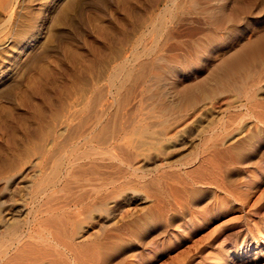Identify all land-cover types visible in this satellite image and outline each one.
I'll return each instance as SVG.
<instances>
[{"label": "rangeland", "instance_id": "rangeland-1", "mask_svg": "<svg viewBox=\"0 0 264 264\" xmlns=\"http://www.w3.org/2000/svg\"><path fill=\"white\" fill-rule=\"evenodd\" d=\"M219 3L246 12L218 30L206 17L213 0H0V243L12 225L32 247L31 259L38 256L32 264H59V257L60 264H83L70 247L94 243V264H264V46L231 87L184 107L175 95L264 35L263 0ZM158 20L164 29L155 34ZM124 61L149 65L124 109L126 131L140 128L145 153L121 157L123 133L108 153L96 147L99 154L84 162L94 158L100 171L71 181V196L56 191L62 208L48 212L51 162L43 155L51 131L58 134L96 89L102 105L111 104L106 77ZM247 142L248 157L232 152ZM117 186L124 196L107 204L115 207L91 213L69 240L47 223L73 219L82 208L76 196Z\"/></svg>", "mask_w": 264, "mask_h": 264}, {"label": "bare ground", "instance_id": "bare-ground-1", "mask_svg": "<svg viewBox=\"0 0 264 264\" xmlns=\"http://www.w3.org/2000/svg\"><path fill=\"white\" fill-rule=\"evenodd\" d=\"M213 2H214V4H212L208 8V10L206 11V17L208 18L211 25H213V27L217 28L218 30L223 29L224 28L223 26H225V25H230V24L233 25V23L236 21L237 13L243 14L246 12L244 7H241V6L235 8V10L228 11L227 5L219 3V0H213ZM168 9H170V8H168ZM176 9H177V7H176ZM167 11H169V10H167ZM162 12L165 14L164 10L161 11V13ZM204 12H205V10H204ZM155 16L154 17L152 16V17L155 18ZM161 19H162V17H161ZM164 20H166V19L163 18V21ZM152 21H154V20H152ZM160 21L161 20H158L157 23L153 22L154 24H152V25H154V26L152 28H154V29H152L151 26L149 25L150 22L149 23L147 22L148 26H150L152 31L154 30L153 32L155 34H156V32L159 33L161 27H163L162 22H160ZM145 24H146V22H145ZM164 26H165V24H164ZM220 27H223V28H220ZM162 29H164V27ZM144 34L140 35L139 40L142 37H144ZM147 41H148V39H147ZM150 42H151V40H150ZM152 44H153V42H152ZM152 44H151V46H152ZM263 46H264V35L261 36L260 38L256 39V40H254L253 42L246 43L238 51L222 58L220 60V62L209 73V75L206 77L205 80H203V81H201L195 85H192V87H186V88H183V89L178 90L176 92L175 95H176V99H178V101H177L178 106L180 105V106L184 107V105H193V104L197 103V101L199 102L200 99H206L212 95L214 96V94H216L215 92L218 89H221V88L223 89L224 87L230 86L231 83L233 82L234 78L238 74H245L246 73L247 65L249 64L250 59L253 58L254 56H256L260 52V50L262 49ZM149 47H150V45H149ZM134 50H135V48H134ZM14 53H15V51H14ZM148 54H152V52L151 53L149 52ZM148 58L150 59V57H148ZM156 63H157V61H156ZM146 64H147L146 62L143 64H138L137 68H132L131 65L129 64V62H127V61H124L121 63L119 62L118 64H116L112 68L111 72H109V75L106 77V82L110 85L109 87L110 88L112 87L114 90V96H115L114 101L111 104L103 106L104 104L102 105V92H100L101 89L100 90L96 89L93 92H91V94L89 96L85 97L84 100L81 101V103H79L80 105H79V109L77 111L70 113L67 116V118H64L65 120L63 119L64 121L61 122L62 123L61 125L63 126V128L60 130V132L58 134L55 130L51 131V134L49 136L48 147L46 149V155H43L44 157H46V159H48V161L51 162V163H49V164H51V166H50L51 172H50V174H48V175H50V176H48L50 178H48V181L46 182L47 183V189L49 191L48 195H47V199H46L48 202V209H49L48 212L49 211L51 212L53 210L55 211L57 208H62L61 200L64 198L63 196L65 194H69L71 196V194L73 193V191H72L73 189L69 186V184H72V182L77 183L78 180L85 177L86 175L87 176L88 175H95L100 171V167L94 163L95 162L94 158H92L91 160L89 159L87 162H84V160H86V157L89 158V157H92L93 155H97L99 153L101 155L108 153L106 151L104 152V149L108 147V145L110 144V141L115 140V138L117 137L118 134L123 133V138L121 139L119 146H118V152L120 153L121 157H124L126 160H130L136 155L140 156L143 153H145V151L141 149V147L144 143L143 144L140 143L141 141L139 140L143 136H141V137L138 136L139 139L137 137V135L140 134V128H136L134 131H130V129H129L130 132L126 131L125 124H127V123L125 122L126 121V117H125L126 112L124 113V109H125V105L127 104L128 96L130 95L129 91L131 92V90H130V88H132V87H130L131 84L133 83V81L141 78L142 76H145V74L148 73L147 70H148L149 65H146ZM150 64H152V63H150ZM153 66H154V64H153ZM149 73H151V72H149ZM158 76L160 77V75H158ZM151 77H150V79L153 80ZM147 80H149V79H147ZM140 81H142V80H140ZM153 82H156V81H153ZM233 85H234V82H233ZM154 87H155V84H154ZM135 89H136V87H135ZM156 90H158V89H156ZM156 95H157V93H156ZM152 96H154V95H152ZM160 98H162V100L158 99L157 101L161 100V103H163L162 105H164L165 102L163 100L164 97H163L162 93L160 95ZM174 101L175 100H173V102ZM157 103H160V102H157ZM146 104L147 103H145V105ZM139 105H141V103ZM165 106H167V105H165ZM143 107H145V106H143ZM137 108H138V106H137ZM139 108H141V107L139 106ZM135 111H137V110H134V112ZM140 111H142V110L140 109ZM154 111H152V112H154ZM135 113H137V112H135ZM140 113H138L139 116H141ZM148 114H151V113H148ZM126 116H128V114ZM130 116H131V114H130ZM163 116H166V115H163ZM141 118H143V116L140 117V119ZM148 118H149V116H148ZM137 119L139 120V118H137ZM129 122H131V121L129 120ZM263 122H264V118H263ZM263 122L261 120V124ZM132 123H133V119H132ZM158 123H159V121H158ZM164 124H165V121H164ZM144 127L146 128L145 125H144ZM52 129H55V128H52ZM131 129H134V128L131 127ZM136 137H137L138 141H137ZM144 138H145V136H144ZM146 138H148V137H146ZM80 143L82 146L81 149L78 146V144L80 145ZM251 143L241 144L242 147L233 148L232 152L235 155L236 154L239 155V157L245 158L249 154V152H251V150H250L252 148ZM150 144H154V143H150ZM147 145H149V144H147ZM92 146H93V148H92ZM96 147L98 149H100L101 152L96 153V151H95ZM143 148H144V146H143ZM117 170H119V168ZM45 180H47V179H45ZM75 180H77V181H75ZM74 184H72V185H74ZM122 188L117 186L116 188H114L110 192L101 193L103 190L102 191L101 190H99V191L95 190L92 192L91 191L85 192L79 196H76V198H78L82 208L75 212L76 214L73 217V219H70L69 221H68V219L59 220V219L54 218L52 216L48 220L49 222L47 221V223L51 224L52 227H55V229L58 230V232L60 233V236L63 239L69 240V237L76 234L78 232V230H80V224H81L82 220L87 218L91 213H98V214L107 213L108 210H110L112 207H115V205H112V207L107 208V206H108L107 204H109L110 202H112L116 198H122L124 196L123 191H121ZM56 191L58 193H61V192L64 193L63 196H59ZM90 199H91L90 203H88V204L83 203V201L90 200ZM3 212H4V209H3V207L0 206V215ZM12 215H17V211L15 212V214L12 213L11 217H12ZM1 222L2 221L0 219V223ZM4 227H7V224H4ZM8 227L12 228V234H11L10 239L7 238V240L0 243V264H32L31 260L35 257L33 255L34 257H32V259H31V255L33 252L32 247H31V249H32L31 250L29 247L30 244L29 243L27 244L24 241H22L23 237H21L20 235L15 233L14 227L12 225L8 226ZM52 227L50 226L51 229H52ZM66 228H69V230H67ZM136 230H138V229H136ZM53 232H55V231H53ZM9 233H10V231H9ZM63 241H65V240H63ZM32 245L33 244H31V246ZM34 248L37 250L36 245ZM48 248H50V247H48ZM48 248H46V250H48ZM70 249H71V252L73 253V255H75V259L78 262L82 263V261H83L84 262L83 264H94V261L98 255L99 245L97 243H94V244H91L89 246L81 245V246H76V247H70ZM37 253L39 255V252H37ZM51 254H53V253H51ZM51 254L49 253L47 256L49 257V256H51ZM43 255H45V254H43ZM43 255H42V257H44ZM57 255L59 256L58 253H57ZM48 257H46V258L44 257L45 260L46 259H49V260L52 259V258L50 259V257L49 258ZM53 259L55 261L58 260L57 258L56 259L53 258ZM42 260L44 261V259H42ZM34 261H38V256H37V259H35ZM40 261H39V263H40ZM59 261H61L60 263L63 262L60 257H59ZM45 262H48V260ZM49 262L47 264L51 263V262L50 263ZM35 264H37V262ZM52 264H56V263L52 262Z\"/></svg>", "mask_w": 264, "mask_h": 264}]
</instances>
